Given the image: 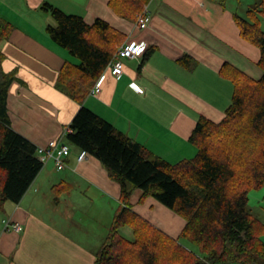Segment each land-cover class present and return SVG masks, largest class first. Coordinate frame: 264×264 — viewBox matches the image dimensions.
<instances>
[{
  "label": "crops",
  "instance_id": "0c3cea01",
  "mask_svg": "<svg viewBox=\"0 0 264 264\" xmlns=\"http://www.w3.org/2000/svg\"><path fill=\"white\" fill-rule=\"evenodd\" d=\"M108 1L0 0V20L13 26L0 38V74H14L7 91L12 127L44 145L63 134L80 107L57 87L63 62L75 59L48 36V11L41 6L50 2L88 23L102 18L126 39L147 43V51L126 60L120 77L106 70L100 91L89 93L84 104L152 155L172 163L194 156L189 137L198 118L220 121L232 101L233 82L220 69L227 62L259 78V47L241 36L223 0H150V22L141 30ZM185 55L187 65L178 61ZM70 147L63 169L48 161L20 201H6L0 209V264H94L120 205L121 187L97 157L79 161L81 149ZM132 193L134 211L170 236L180 235L184 217L152 196L140 200L139 188ZM249 207L264 221V186L251 189ZM5 219L22 229L5 228Z\"/></svg>",
  "mask_w": 264,
  "mask_h": 264
},
{
  "label": "trees",
  "instance_id": "16d2710c",
  "mask_svg": "<svg viewBox=\"0 0 264 264\" xmlns=\"http://www.w3.org/2000/svg\"><path fill=\"white\" fill-rule=\"evenodd\" d=\"M149 1L108 3L118 15L135 21ZM41 8L55 20L46 27L49 36L79 59L63 62L57 79V87L80 103L65 139L97 157L121 187L120 205L94 264H264V221L249 207L251 189L264 186V0H257L245 16L234 15L241 36L260 49L262 75L254 78L223 64L220 72L234 86L232 101L220 121L198 118L189 137L195 155L175 163L152 155L83 102L126 34L102 18L88 23L50 2ZM9 23L0 20V38L12 31ZM3 58L0 52V64ZM178 61L188 64L186 55ZM13 76L1 72L0 209L6 201L19 202L44 166L37 145L11 125L7 91ZM136 188L142 190L140 200L152 196L185 218L177 238L133 210Z\"/></svg>",
  "mask_w": 264,
  "mask_h": 264
},
{
  "label": "built area",
  "instance_id": "2783aa9c",
  "mask_svg": "<svg viewBox=\"0 0 264 264\" xmlns=\"http://www.w3.org/2000/svg\"><path fill=\"white\" fill-rule=\"evenodd\" d=\"M148 4L149 2L143 5V9L137 14L135 19V26L138 30L146 28L150 22L151 15L147 6ZM146 45L147 43L145 40L127 38L120 46H118L117 51L106 68H109L110 72L117 78L120 77L123 73V59L140 56L146 51ZM104 75L105 71L100 74L97 83L92 86L89 93L95 94L100 91ZM137 88L140 90L139 87ZM67 128H65L66 130H64L59 138L51 139L46 144L37 146L38 157L44 164L48 161H53L57 169H63L66 166V158L71 153L70 144L65 140L66 132L68 130ZM77 155V159L81 161L87 157L88 151L81 149ZM4 223V226L7 229L12 228L15 231H20L22 229V225L19 222H11L10 219H5Z\"/></svg>",
  "mask_w": 264,
  "mask_h": 264
},
{
  "label": "rangeland",
  "instance_id": "374dc122",
  "mask_svg": "<svg viewBox=\"0 0 264 264\" xmlns=\"http://www.w3.org/2000/svg\"><path fill=\"white\" fill-rule=\"evenodd\" d=\"M224 2L223 3H225L226 4V6H227V8L230 10V11H232L233 12V14H239L240 16H245V14H246V12H247V10L250 8V7H253L255 4H256V1L257 0H223ZM72 11V10H71ZM45 12H47V11H45ZM69 12V11H68ZM73 12V11H72ZM48 14V16H49V21L48 22H46V23H54L55 22V20H54V18L52 17V15H51V13L50 12H48L47 13ZM261 28H263V30H264V17L262 16L261 17ZM49 34V33H48ZM49 36V35H48ZM49 37H51V36H49ZM57 44V43H56ZM57 45H59V44H57ZM64 49V48H63ZM65 50H67V49H65ZM75 60L73 61V62H79V59L77 58V57H73ZM127 59H129V58H124L123 59V66H124V64H125V62H126V60ZM106 70H109V68H106L105 69V71ZM0 80H1V74H0ZM50 162H52V161H50ZM57 194V193H56ZM88 194V193H87ZM55 195V194H54ZM101 200H99V201H97V206L98 207H100V205L102 204V202H100ZM49 207H50V205H49ZM89 251H90V245H87V247H86Z\"/></svg>",
  "mask_w": 264,
  "mask_h": 264
},
{
  "label": "bare ground",
  "instance_id": "6f19581e",
  "mask_svg": "<svg viewBox=\"0 0 264 264\" xmlns=\"http://www.w3.org/2000/svg\"><path fill=\"white\" fill-rule=\"evenodd\" d=\"M98 80V79H97ZM97 83V81L94 83V85Z\"/></svg>",
  "mask_w": 264,
  "mask_h": 264
}]
</instances>
